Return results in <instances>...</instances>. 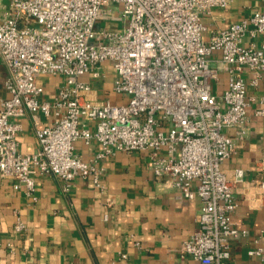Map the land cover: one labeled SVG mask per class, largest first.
<instances>
[{"label":"built area","instance_id":"2783aa9c","mask_svg":"<svg viewBox=\"0 0 264 264\" xmlns=\"http://www.w3.org/2000/svg\"><path fill=\"white\" fill-rule=\"evenodd\" d=\"M234 1L0 0V60L8 69V97L0 108L1 175L17 180L15 188L24 185L34 199L37 177L44 174L64 179L66 191L82 178L103 192L105 159L147 151L154 174L179 190V202L201 200L198 224L184 243L193 262L176 264H231V242L249 235L231 222L246 171L224 164L250 131L254 102V115L264 117V93L250 97L244 77L250 71L254 86L264 78V0L226 27L209 29L203 22ZM107 21L122 27L101 24ZM111 72V91L127 94V102L100 100L83 80ZM223 72L228 84L218 95L214 84ZM48 77L59 80L49 95ZM26 114L40 144L28 154L18 141L17 119ZM94 140L99 149L92 157L76 152L77 141ZM262 167L253 181L259 198ZM14 229H28L20 214ZM256 242L248 253L264 264V231Z\"/></svg>","mask_w":264,"mask_h":264},{"label":"crops","instance_id":"0c3cea01","mask_svg":"<svg viewBox=\"0 0 264 264\" xmlns=\"http://www.w3.org/2000/svg\"><path fill=\"white\" fill-rule=\"evenodd\" d=\"M262 3V0H235L228 9L216 8L213 15H205L203 22L209 29H220L246 17ZM7 76L8 69L0 60V108L8 97ZM244 77L250 97L264 93V78L254 86L250 71ZM83 80L90 82L100 100L120 98L112 94L110 74L107 77L87 74ZM227 80L228 75L223 72L221 81L214 84L216 94L223 93ZM45 81L47 94H53L58 78L48 77ZM258 105L254 102L250 107L252 125L247 137L224 164L228 169L241 167L246 171V182L236 193L239 205L231 215V222L247 228L249 235L231 242V264H263L248 253L257 246L256 239L264 231V197L259 198L253 182L262 175L259 168L264 167V117L253 113ZM17 120L21 124L18 132L21 152H36L40 144L31 115ZM229 133L236 131L231 129ZM98 149L95 140L90 145L76 142V152L85 159ZM103 164L106 167L103 192L90 179L82 178L76 179L66 191L64 179L44 174L37 177L36 199L27 194L24 185L15 188L17 180L5 178L0 172V264L193 262L184 255V243L198 224L200 198L179 202V190L167 177L154 174L147 151H120ZM18 214L28 225L23 233L14 229Z\"/></svg>","mask_w":264,"mask_h":264},{"label":"rangeland","instance_id":"374dc122","mask_svg":"<svg viewBox=\"0 0 264 264\" xmlns=\"http://www.w3.org/2000/svg\"><path fill=\"white\" fill-rule=\"evenodd\" d=\"M101 24L103 26H108L109 28H112V29H119L120 27H122V23H118V22L107 21V22H102ZM110 76H111V80L113 81L115 78V74L113 72H111ZM112 94L118 95V97H120L118 99H113L114 102H127L128 98H129L128 95L124 94V93L112 92Z\"/></svg>","mask_w":264,"mask_h":264}]
</instances>
